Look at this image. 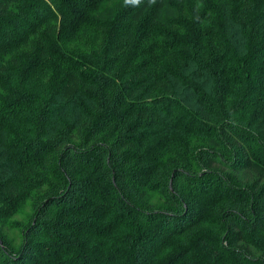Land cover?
I'll return each mask as SVG.
<instances>
[{"label":"trees","instance_id":"16d2710c","mask_svg":"<svg viewBox=\"0 0 264 264\" xmlns=\"http://www.w3.org/2000/svg\"><path fill=\"white\" fill-rule=\"evenodd\" d=\"M0 264H264V0H0Z\"/></svg>","mask_w":264,"mask_h":264},{"label":"rangeland","instance_id":"374dc122","mask_svg":"<svg viewBox=\"0 0 264 264\" xmlns=\"http://www.w3.org/2000/svg\"><path fill=\"white\" fill-rule=\"evenodd\" d=\"M23 211H25V212H27L28 211V207H26V206H24V208L22 209V211L21 212H23ZM22 216V214H16L15 215V218H19V217H21ZM11 232V231H10Z\"/></svg>","mask_w":264,"mask_h":264},{"label":"clouds","instance_id":"9594fccd","mask_svg":"<svg viewBox=\"0 0 264 264\" xmlns=\"http://www.w3.org/2000/svg\"><path fill=\"white\" fill-rule=\"evenodd\" d=\"M133 3L137 2V0H132Z\"/></svg>","mask_w":264,"mask_h":264}]
</instances>
